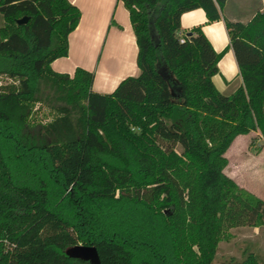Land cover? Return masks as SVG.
I'll use <instances>...</instances> for the list:
<instances>
[{"label": "trees", "instance_id": "16d2710c", "mask_svg": "<svg viewBox=\"0 0 264 264\" xmlns=\"http://www.w3.org/2000/svg\"><path fill=\"white\" fill-rule=\"evenodd\" d=\"M122 1L140 72L99 93L93 72L51 68L68 54L74 4L0 0L11 80L0 84V264H90L65 253L76 244L100 264H215L227 228L264 226V200L223 172L236 136L264 141V12L226 21L242 83L223 94L212 77L229 47L215 51L201 26L180 30L197 8L220 19L226 0ZM35 103L56 115L32 125Z\"/></svg>", "mask_w": 264, "mask_h": 264}, {"label": "crops", "instance_id": "0c3cea01", "mask_svg": "<svg viewBox=\"0 0 264 264\" xmlns=\"http://www.w3.org/2000/svg\"><path fill=\"white\" fill-rule=\"evenodd\" d=\"M68 1L79 9L80 19L76 28L68 35L67 56L53 60L51 68L70 76L77 67L93 72L92 89L99 93H111L125 77L137 76L140 72L136 64L138 48L129 12L123 1ZM257 12H264V0H226L220 10V19L213 22L206 20L201 8L185 12L181 16L180 33H189L193 27L201 26L215 51L229 47L218 61V73L212 77L215 87L223 94L232 93L242 83L225 23H247ZM250 133L236 136L229 148L242 135L245 138ZM228 176L235 180L233 175ZM239 185L260 197V192L256 194L246 184Z\"/></svg>", "mask_w": 264, "mask_h": 264}, {"label": "rangeland", "instance_id": "374dc122", "mask_svg": "<svg viewBox=\"0 0 264 264\" xmlns=\"http://www.w3.org/2000/svg\"><path fill=\"white\" fill-rule=\"evenodd\" d=\"M0 25H2L1 16ZM10 81L0 74V84ZM37 93L41 99L50 100V92L45 85L38 83ZM55 115L45 103H35L30 123L34 125L38 122H46ZM243 136L245 135H242L226 153L227 164L223 172L233 175L238 185L243 183L252 188L256 194L260 192V197L264 200V141L257 132H251L245 138ZM250 253L260 264H264V226L230 227L224 231L217 243L215 264H240Z\"/></svg>", "mask_w": 264, "mask_h": 264}, {"label": "water", "instance_id": "95a60500", "mask_svg": "<svg viewBox=\"0 0 264 264\" xmlns=\"http://www.w3.org/2000/svg\"><path fill=\"white\" fill-rule=\"evenodd\" d=\"M27 20V17H21L16 19L17 24H23ZM191 33H187L190 35ZM65 253L71 257L81 260H87L90 264H100L98 252L93 245L76 244L66 249Z\"/></svg>", "mask_w": 264, "mask_h": 264}, {"label": "built area", "instance_id": "2783aa9c", "mask_svg": "<svg viewBox=\"0 0 264 264\" xmlns=\"http://www.w3.org/2000/svg\"><path fill=\"white\" fill-rule=\"evenodd\" d=\"M184 40H183V38H180V42H183Z\"/></svg>", "mask_w": 264, "mask_h": 264}]
</instances>
